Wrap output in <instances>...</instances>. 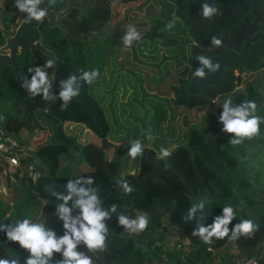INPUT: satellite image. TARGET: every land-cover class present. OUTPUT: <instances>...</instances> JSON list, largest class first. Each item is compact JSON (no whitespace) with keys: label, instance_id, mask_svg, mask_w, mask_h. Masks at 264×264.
<instances>
[{"label":"trees","instance_id":"1","mask_svg":"<svg viewBox=\"0 0 264 264\" xmlns=\"http://www.w3.org/2000/svg\"><path fill=\"white\" fill-rule=\"evenodd\" d=\"M43 3L62 9L65 1L58 0L55 7L49 0ZM204 3L218 9L210 20L200 15ZM14 4L15 0H3L0 6V46L15 27L18 10ZM125 7L129 9L125 24L118 28L120 39L129 24L142 39L131 47L123 46L120 60L113 31L106 29L103 37L93 40L67 42L59 28L49 27L45 19L38 30L46 54L22 49L15 67L0 68V114L5 116L0 130L27 151L20 161L31 163L38 173L35 181L17 173L10 180L1 175L6 163L0 159V190L4 192L0 223L31 215L34 220L45 218L58 236L63 235L50 189L62 191L68 179L92 176L104 201L102 207L115 203L130 218L146 214L149 219L144 232L130 234L112 214L105 220L110 230L106 251L93 254L83 244L78 246L95 264H242L250 255L264 264V123L259 136L233 146L229 140L234 134L222 131L218 121L220 103L228 96L234 104L255 100L257 114L264 116V84L249 77L252 70L264 67V0H93L71 8L60 22L69 35L95 31L110 10L114 23ZM169 21H175L170 30L165 27ZM212 36L222 39L221 47L211 45ZM248 48L255 53L253 66L228 52L220 67L231 85L229 94L213 103L211 95L192 90L196 51L215 61L225 49L242 54ZM53 57L56 64L48 72L55 74L51 89L55 95L61 79L78 70L100 71L92 85L82 82L80 95L63 111L59 99L48 104L40 96H28L18 76L30 79L29 67L42 66ZM23 129L35 131L34 137L22 138ZM149 131L154 137L151 141L146 138ZM83 134L87 141L79 143ZM134 139L145 146L144 157L136 160L127 156ZM161 147L172 151L166 161L159 159ZM121 178L135 189L132 194L125 195L119 188ZM200 200H206L205 216L199 224L195 218L186 221L187 210ZM226 205L236 210V219L227 226L229 236L241 219H252L258 230L250 237L238 234L232 241L213 237L211 245L191 235L198 227L211 225ZM171 228L182 231L184 237L169 245ZM14 253L22 258L20 264L29 255L0 232V257L10 258ZM59 259L61 255L54 253L53 264Z\"/></svg>","mask_w":264,"mask_h":264},{"label":"clouds","instance_id":"2","mask_svg":"<svg viewBox=\"0 0 264 264\" xmlns=\"http://www.w3.org/2000/svg\"><path fill=\"white\" fill-rule=\"evenodd\" d=\"M44 0H15L14 7L21 12L26 13L23 18L25 24H31L33 21L43 22L49 13V9L40 8ZM52 7L57 6L58 0H49ZM200 15L204 19H212L218 14L216 7L208 3L201 5ZM166 29L175 27V21H169L165 25ZM122 44L131 47L134 42L142 39L141 33L134 25H127V30L123 35ZM213 47H221L222 39L217 36L211 37ZM200 67L192 73L193 78L200 80L206 79L208 73H216L221 65L214 62L210 57L199 55L196 57ZM56 64V58H50L42 66L29 67L27 72L31 74L30 79L23 74H18L22 80V87L27 95L32 99L40 96L48 104L59 99L61 110H67L74 98L80 95L82 82L86 85H92L100 76L98 68L91 70H78L77 74L70 75L59 81V93L53 94L52 84L55 74H50L51 69ZM205 69L208 70L206 73ZM217 101H213L215 103ZM222 111L218 121L222 124V131L234 134V138L229 140L233 146L241 144L244 140H251L260 135V124L264 123V116L258 115V105L255 100H244L239 104H234L231 96L226 97L223 103H220ZM45 108L44 111H48ZM5 120V116L0 114V122ZM148 140H153L151 132L146 133ZM145 146L140 139L131 141L128 147L127 156L136 160L143 158ZM172 156L169 148L161 147L159 151L160 160H168ZM127 175V173L125 174ZM131 175H136L135 171ZM120 189L125 195L132 194L135 189L127 179L121 178L117 181ZM62 191L52 190L51 195L55 197L54 215L62 222L63 235L58 236L56 231L48 226L45 218L34 220L31 215L21 219L11 220V223H0V232H3L7 241L16 242L19 246L27 250L29 255L23 258V264H53L54 253H59L61 259L55 260V264H95L92 256L84 251H79L78 246L83 244L87 252L93 254L101 253L108 248V237L110 235L109 227L105 224L106 219H110L112 214H116V220L123 229L130 234H139L144 232L149 226V219L146 214L138 215L136 218H130L123 212L118 211V205L113 203L108 207H102L104 201L99 195V187L96 185L95 178L92 176H75V179H68L62 186ZM206 200H200L191 204L184 217L186 221L195 218L196 223L205 216L204 209ZM78 210V214L74 212ZM197 212L200 216L197 217ZM236 219V210L232 205H226L222 208V215L216 216L211 225L200 226L193 230L192 236H198L200 240L208 245L212 244V238L223 239L228 237L229 241L235 240L237 235L250 237L255 233L259 225L252 219H241L232 229L229 236L228 224ZM21 257L14 253L10 258L0 257V264H20Z\"/></svg>","mask_w":264,"mask_h":264},{"label":"water","instance_id":"3","mask_svg":"<svg viewBox=\"0 0 264 264\" xmlns=\"http://www.w3.org/2000/svg\"><path fill=\"white\" fill-rule=\"evenodd\" d=\"M65 4L62 9L57 8H50L44 5L42 3L40 5L41 9H44L47 7L49 9L48 17L46 18L47 25L49 27H57L62 33V36L66 39L67 42L71 40L76 39H84L89 38L90 40H93L95 37H103L104 31L106 29H109L113 31L114 36L118 43V60L122 57V48L123 44L120 39L118 28L119 26H122L125 24V17L126 13L129 9V7H125L122 9V16L119 20L112 23L111 22V14L112 10L109 11V16L105 23L97 30L91 31V30H85L79 33H76L75 35H69L62 23L60 22V19L66 15L71 8L77 7L79 3H82L84 0H64ZM92 1V0H87ZM26 15V13H20V15L16 19V24L13 29V32L11 35H7L4 39L3 44L0 46V68L4 65H10L12 67H15V58L20 53L22 49H28L33 55L34 50L39 49L41 52L44 53V50L39 45V38L40 34L37 30L36 26L39 22L33 21L31 24H25L23 22V18ZM128 47V46H124Z\"/></svg>","mask_w":264,"mask_h":264},{"label":"rangeland","instance_id":"4","mask_svg":"<svg viewBox=\"0 0 264 264\" xmlns=\"http://www.w3.org/2000/svg\"><path fill=\"white\" fill-rule=\"evenodd\" d=\"M3 0H0V6L2 5ZM21 12H17V17L20 15ZM259 45V44H258ZM259 49H262V46H258ZM231 52L233 53L237 58L242 59L245 61L248 65L253 66L256 63V57L255 53L251 48H248L244 53L239 54L237 51L230 50V49H225L224 53L221 57L216 59L214 62H219L220 65L224 62V58L226 53ZM197 56L199 55H204L202 51H196ZM201 65L199 64V61L197 60V68L200 67ZM206 73H208V70L205 69ZM249 77L251 78H259L260 82L264 84V67L259 68L256 70H252L249 73ZM192 90L195 91H204L207 94L211 95L213 98V101H218L219 97L224 95V94H229L232 91L231 85L229 82L225 80V78L222 76L220 69L216 73H208L207 78L200 80L197 78L193 79L192 82ZM35 135L34 132H28L26 130H22L21 136L22 138L29 140L32 139ZM87 141V136L83 134L82 136L79 137L78 142L79 143H84ZM263 169H264V158H263ZM263 180H264V170H263ZM3 189L0 190V199L3 198ZM8 214L6 215L5 218H8ZM184 237V233L180 231L179 229L176 228H171V230L167 234V238L169 240L168 244L171 245L172 242H174L176 239H180Z\"/></svg>","mask_w":264,"mask_h":264},{"label":"built area","instance_id":"5","mask_svg":"<svg viewBox=\"0 0 264 264\" xmlns=\"http://www.w3.org/2000/svg\"><path fill=\"white\" fill-rule=\"evenodd\" d=\"M24 154H27V151L19 145L18 141L0 130V159H3L6 163L1 168L3 177L14 180V174L17 173L19 176L26 175L30 177L32 181L36 180L38 173L33 171L32 164L20 161V157ZM242 264H258V259L256 256L250 255L242 261Z\"/></svg>","mask_w":264,"mask_h":264},{"label":"flooded vegetation","instance_id":"6","mask_svg":"<svg viewBox=\"0 0 264 264\" xmlns=\"http://www.w3.org/2000/svg\"><path fill=\"white\" fill-rule=\"evenodd\" d=\"M92 1H93V0H92ZM86 2H91V1L84 0L82 3H79L78 6H77V7H74V8H80V7H82V5L85 4ZM16 19H17V17H16ZM60 20H61V19H60ZM38 25H39V23H38ZM38 25L36 26L37 30H38ZM38 31H39V30H38ZM38 43H39V42H38ZM39 45H40V44H39ZM40 47H41V46H40ZM36 50L40 51L39 49H35V50H34V55H35V53H36V52H35ZM43 50H44V49H43ZM40 52H41V51H40ZM41 53H43V52H41ZM43 54H46V52L44 51Z\"/></svg>","mask_w":264,"mask_h":264}]
</instances>
